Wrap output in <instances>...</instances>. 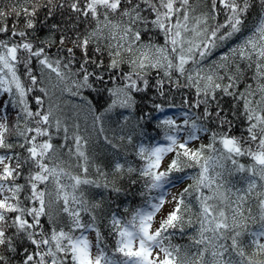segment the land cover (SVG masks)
<instances>
[{
	"label": "snow or ice",
	"instance_id": "obj_1",
	"mask_svg": "<svg viewBox=\"0 0 264 264\" xmlns=\"http://www.w3.org/2000/svg\"><path fill=\"white\" fill-rule=\"evenodd\" d=\"M254 7L0 0V264H264V0L250 24ZM150 89L185 95L181 122L159 120L145 144L136 129L154 117L135 116L136 98ZM125 178L140 200L121 210L97 190L119 196Z\"/></svg>",
	"mask_w": 264,
	"mask_h": 264
},
{
	"label": "trees",
	"instance_id": "obj_2",
	"mask_svg": "<svg viewBox=\"0 0 264 264\" xmlns=\"http://www.w3.org/2000/svg\"><path fill=\"white\" fill-rule=\"evenodd\" d=\"M260 11L259 7V0H256V7H254L251 10V14L249 16V23L251 24L253 20H255L257 13ZM44 13L40 14L39 19L43 21L44 19ZM60 21V16L57 15L54 19H50L45 23V26L41 28L40 24L37 25L38 32L37 35L42 39L46 34H47V28L53 23H57ZM9 24L12 23V20L9 19L8 21ZM23 24V21H21V26ZM79 55V53H78ZM22 71V69H21ZM110 86V85H109ZM106 93L104 94V97L98 96L95 92H92L89 96V98L93 101V103L97 104L98 109L102 110L103 107L105 106V98H106ZM185 95V93L182 92H177L175 90L170 91L167 96H160L158 92L155 89H150L146 93H141L137 95V110L135 112V116L138 117L142 115L143 113H150L152 117H154L151 120V123L146 125L142 130L137 128L136 133L139 136V133L143 131L145 134L143 136H140L139 138L143 140L145 144L149 143L150 140L149 138H152L154 140H161L162 139V131L156 127L157 122L159 120L164 119L166 116L170 117V115L173 112H181L183 111L182 108V98ZM3 99H7V96H4L3 98H0V105L3 104ZM65 100L69 101V104H75L79 103L78 100L73 99L71 97L65 96ZM33 107L34 105V101ZM154 104H159L161 105L163 112L157 111L153 105ZM223 104L225 106V109L227 110L230 107L231 101L228 98H225L223 101ZM170 105H173L172 107H169ZM124 110L117 109L114 112L110 113L109 115L111 116L112 121H117L119 120L120 122L123 121V117L117 116L118 112H122ZM127 112H124V115H127ZM82 126L84 123V113H81V120H80ZM178 123L181 122V120L177 121ZM88 123L90 125L91 123V118H88ZM143 123V122H142ZM135 124V119L132 120V123L125 127V132H129L131 130L132 125ZM115 123L112 124V127H115ZM243 125L240 124L239 122L236 123V128L234 130L235 135H239L241 130H242ZM110 134V133H109ZM204 143H207L208 141L205 140L203 141ZM90 150L93 152V154L101 156V157H109L111 158L113 155V150L109 145H107L104 141L103 138L101 137L100 139H95V136L93 137V143L90 145ZM127 151H131V149H127ZM129 159H133V157H129ZM244 163H248L247 160L242 161ZM133 179L135 177H132ZM237 179H239L237 177ZM188 183H191V181H185V184L182 185L180 188L186 186ZM122 189V192L117 196L115 193H108L104 190H97L98 192H102L105 197H109L113 207H116L119 205L120 209L123 210L125 206H134L135 204L139 203L140 197H139V191H140V185L137 184L134 187H130V180L125 178L123 181H121L118 185ZM177 189L176 191H178ZM125 192H127V196H125ZM250 227H254L253 225H249ZM91 234V233H90ZM105 235H107V232L105 231ZM20 243L23 245V247H28V244L26 241H20ZM109 243H112L110 240ZM173 243L175 244H180V245H187L188 244V239L187 235L184 238H180L177 236ZM31 251V248H29ZM21 254H22V249H21Z\"/></svg>",
	"mask_w": 264,
	"mask_h": 264
},
{
	"label": "rangeland",
	"instance_id": "obj_3",
	"mask_svg": "<svg viewBox=\"0 0 264 264\" xmlns=\"http://www.w3.org/2000/svg\"><path fill=\"white\" fill-rule=\"evenodd\" d=\"M170 117H172V118H174V119H176L177 121L178 120H181V112H173L171 115H170ZM205 140H207V138H205L204 139V141ZM182 186V185H181ZM181 186H179V187H181ZM177 190V189H176ZM176 190H174V191H176ZM89 238L91 239V240H95V234L94 233H91V234H89Z\"/></svg>",
	"mask_w": 264,
	"mask_h": 264
}]
</instances>
